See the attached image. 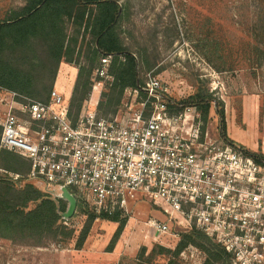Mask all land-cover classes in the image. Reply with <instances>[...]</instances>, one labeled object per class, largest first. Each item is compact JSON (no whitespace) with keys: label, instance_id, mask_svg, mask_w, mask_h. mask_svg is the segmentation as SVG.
<instances>
[{"label":"built area","instance_id":"built-area-1","mask_svg":"<svg viewBox=\"0 0 264 264\" xmlns=\"http://www.w3.org/2000/svg\"><path fill=\"white\" fill-rule=\"evenodd\" d=\"M112 60L100 57L77 111L71 93L57 87L40 100L0 86V148L25 157L26 180L55 199L69 202L66 188L98 212L126 216L129 202L147 198L187 231L197 228L223 246L233 264H264V163L204 134L196 107L170 111L174 100L153 69L124 90L115 112L99 113L102 90L114 80ZM146 225L170 231L154 218Z\"/></svg>","mask_w":264,"mask_h":264},{"label":"rangeland","instance_id":"rangeland-1","mask_svg":"<svg viewBox=\"0 0 264 264\" xmlns=\"http://www.w3.org/2000/svg\"><path fill=\"white\" fill-rule=\"evenodd\" d=\"M26 2L0 0V20L21 10ZM118 2L121 15L116 30L122 43L138 60L140 80L147 71L155 70L172 99L186 98L196 85H205L209 93L223 103L227 135L242 146L264 154V58L257 50V46H264V0ZM64 20L66 35L71 40L77 28L72 20ZM27 39L20 64L27 67L29 59L42 63L47 46L42 34L39 38L31 36ZM93 50L94 42L81 28L76 48L81 52L80 56L76 53L72 62H67L64 56L57 65L53 81L50 80L51 70L42 69L44 65L41 64L39 80L43 84H40L45 88L57 87L65 97L68 96L74 89L79 66L90 65ZM48 64H52L50 60ZM109 90L110 86L105 85L102 94ZM3 110L5 107L0 103V119ZM98 111L103 114L99 108ZM196 112V122L203 133L213 140H220V118L215 107L204 129L197 109ZM126 216L124 229L110 251L107 246L118 222L97 219L92 226L89 236L99 243L106 264H168L169 258L174 264L204 263L205 253L194 244H188L179 255L150 253L156 244L175 249L187 229L167 218L149 199L129 202ZM151 218L167 223L170 231L159 233L146 225ZM70 219L72 226H68L74 228V238L61 243L49 240L46 246H36L0 238V264L72 263V253L78 250L75 249V240L85 216L76 208ZM93 245L94 242L91 247ZM143 247L146 250L140 256ZM74 257L76 262L81 260Z\"/></svg>","mask_w":264,"mask_h":264},{"label":"trees","instance_id":"trees-1","mask_svg":"<svg viewBox=\"0 0 264 264\" xmlns=\"http://www.w3.org/2000/svg\"><path fill=\"white\" fill-rule=\"evenodd\" d=\"M120 12L121 5L118 0H27L21 10L0 20V86L36 99L47 100L52 87L45 88L41 85L43 82H40L39 75L47 67L51 70L50 80L53 81L57 65L64 56L67 62H72L76 53L80 56L81 52H77L76 48L80 30L83 28L94 42V50L90 54V65L79 66L69 101L71 109L79 110L89 96L92 87L91 71L100 57L113 54L110 73L114 80L109 85V92H103L98 108L103 114L115 112L121 103L124 90L127 87H137L140 81L138 60L134 52L122 43L116 30ZM65 18L72 20L77 28L71 40L64 29ZM40 34L47 44L46 56H42L40 64L29 59L30 65L22 66L20 61L23 47L28 44L27 38H39ZM257 50L261 58H264V46H257ZM47 58L52 64H48ZM41 64L44 67L39 69ZM173 100L169 104V110L173 112H180L190 106L196 107L203 129L210 119L212 108L215 107L220 118L221 138L252 156L257 162L264 163L263 153L246 148L227 135L223 103L216 100L205 85L198 84L186 98ZM1 129L0 125V135ZM29 170L30 163L25 157L0 148V238L36 246H46L49 240L61 243L74 238V228L66 225L63 219L69 202L53 198L34 182L26 180ZM11 174H19L20 178L14 180ZM76 208L85 216V220L76 237L75 249L83 247L97 219H106L118 222L107 246V251L112 250L124 229L127 216L120 212L109 216L77 200ZM188 244L196 245L205 253L203 264H233L231 254L197 228L184 232L175 249L156 244L150 253L179 255ZM145 250L143 247L140 256ZM168 264H174L171 258Z\"/></svg>","mask_w":264,"mask_h":264},{"label":"crops","instance_id":"crops-1","mask_svg":"<svg viewBox=\"0 0 264 264\" xmlns=\"http://www.w3.org/2000/svg\"><path fill=\"white\" fill-rule=\"evenodd\" d=\"M92 240H93V236H91V235L88 236L83 247L81 249L75 250L76 252L72 253L71 259H72V257H73V259L71 260L72 263H70V264H76V263L106 264V262H105L106 256L104 254L100 253L101 247H100L99 243L96 240L95 241H92ZM92 242H94L93 247H91ZM74 255L81 260L76 262L77 259L74 257ZM84 257H86L87 259L83 260Z\"/></svg>","mask_w":264,"mask_h":264},{"label":"water","instance_id":"water-1","mask_svg":"<svg viewBox=\"0 0 264 264\" xmlns=\"http://www.w3.org/2000/svg\"><path fill=\"white\" fill-rule=\"evenodd\" d=\"M63 197L69 201L68 208L64 212L63 216L65 218H70L73 215V213L75 212L76 200H75L74 196H72L66 188L63 189Z\"/></svg>","mask_w":264,"mask_h":264}]
</instances>
